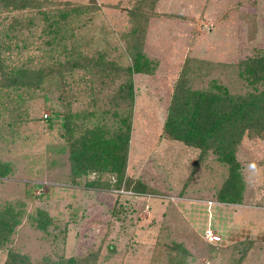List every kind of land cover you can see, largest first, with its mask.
I'll list each match as a JSON object with an SVG mask.
<instances>
[{"label": "rangeland", "instance_id": "obj_1", "mask_svg": "<svg viewBox=\"0 0 264 264\" xmlns=\"http://www.w3.org/2000/svg\"><path fill=\"white\" fill-rule=\"evenodd\" d=\"M94 1L101 7L96 25H106L125 48L120 36L128 33V11L138 0ZM155 9L162 16L150 20L142 51L157 68L152 75L133 76L126 169L132 185L147 188L145 194L117 196L111 190L87 188L84 182L94 174L78 186L70 182L63 118L90 109L89 97L75 88L77 95L63 99L45 89L21 98L13 93L0 97V161L12 169L0 179V206L24 205L26 215L10 247L32 261L81 257L99 249V264H148L154 252L160 256L155 264H168L167 251L180 244L187 251L184 264H264V140H243L237 153L245 182L243 201L226 205L216 202L226 166L210 155L190 179L199 152L163 135L186 58L227 66L193 85L201 89L214 78L228 86L231 65L263 50L264 0H157ZM168 14L176 18H166ZM249 19L253 22L248 24ZM34 32L24 30L23 37ZM37 209L53 220L49 234L28 219ZM205 233L221 241L209 244ZM5 254L0 251V264Z\"/></svg>", "mask_w": 264, "mask_h": 264}, {"label": "trees", "instance_id": "obj_2", "mask_svg": "<svg viewBox=\"0 0 264 264\" xmlns=\"http://www.w3.org/2000/svg\"><path fill=\"white\" fill-rule=\"evenodd\" d=\"M156 2L138 0L132 5L128 11L130 29L120 36L126 47L121 48L106 25H96L101 7L94 0L87 4L0 0V97L13 93L21 98L45 89L57 91L63 99L75 96V88L91 100L90 109L63 118L62 136L74 186L94 174L93 180L84 182L87 188L111 190L117 196L147 191L140 183L132 185L126 169L135 104L133 76L152 75L157 68L142 51L150 20L162 16L156 12ZM165 17L176 18L170 14ZM32 29L34 33L23 37L24 30ZM34 62L39 63L31 66ZM226 67L191 57L184 60L167 108L163 135L199 152L190 179L210 155L226 166L227 176L216 202L241 205L245 182L237 160L239 147L245 138L264 140V46L231 65L228 86L214 78L204 88H193L212 71H226ZM44 117L52 124L51 118ZM11 171L8 163L0 161V179ZM115 205L119 206L117 201ZM24 209L23 204L0 206V251L6 252L2 264H99V249L81 257L53 260L46 256L37 261L12 250L10 244L26 215ZM28 219L37 230L49 234L53 220L46 211L37 209ZM186 256L185 248L174 244L167 251V262L184 264ZM159 258L157 252L152 253L148 264Z\"/></svg>", "mask_w": 264, "mask_h": 264}, {"label": "built area", "instance_id": "obj_3", "mask_svg": "<svg viewBox=\"0 0 264 264\" xmlns=\"http://www.w3.org/2000/svg\"><path fill=\"white\" fill-rule=\"evenodd\" d=\"M208 204H213V202H208ZM204 240L208 243H217L221 241V238L213 233H205Z\"/></svg>", "mask_w": 264, "mask_h": 264}]
</instances>
